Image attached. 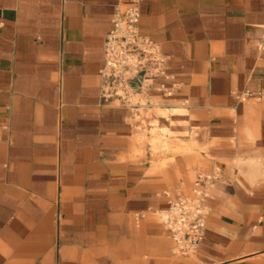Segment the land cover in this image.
Wrapping results in <instances>:
<instances>
[{
	"label": "crops",
	"instance_id": "crops-1",
	"mask_svg": "<svg viewBox=\"0 0 264 264\" xmlns=\"http://www.w3.org/2000/svg\"><path fill=\"white\" fill-rule=\"evenodd\" d=\"M121 1L0 0V264H264V0H141L163 74L106 101ZM216 168L183 261L165 191Z\"/></svg>",
	"mask_w": 264,
	"mask_h": 264
},
{
	"label": "built area",
	"instance_id": "built-area-1",
	"mask_svg": "<svg viewBox=\"0 0 264 264\" xmlns=\"http://www.w3.org/2000/svg\"><path fill=\"white\" fill-rule=\"evenodd\" d=\"M140 2L122 0L117 4L104 45L105 62L101 70L102 95L106 101L124 102L133 81L163 74L164 60L158 44L140 33ZM250 97L252 93L241 95L242 100ZM221 178V170L216 168L210 173H199L189 191L182 185L165 191L169 207L162 211L163 223L176 253L189 255L200 249L210 213L211 188Z\"/></svg>",
	"mask_w": 264,
	"mask_h": 264
},
{
	"label": "rangeland",
	"instance_id": "rangeland-1",
	"mask_svg": "<svg viewBox=\"0 0 264 264\" xmlns=\"http://www.w3.org/2000/svg\"><path fill=\"white\" fill-rule=\"evenodd\" d=\"M144 136H146V135H144ZM195 175L196 174L194 172L191 173L190 176H189V179H191V181H192L195 178ZM175 184H176L175 182L170 183L171 188H174ZM209 207H210V211H211V205H209ZM167 245H168V248L170 249L171 255H178L180 258L183 259V261L186 260V259L191 260V259L195 258V255L199 251L198 250L197 252L191 253L189 255H183V254H180V253H175L174 247H173V241L170 238V236L167 238ZM141 257L144 258L146 261H148L149 258L152 257V255H149V254L146 253V254L141 255ZM135 264H141V261L139 263H135Z\"/></svg>",
	"mask_w": 264,
	"mask_h": 264
},
{
	"label": "bare ground",
	"instance_id": "bare-ground-1",
	"mask_svg": "<svg viewBox=\"0 0 264 264\" xmlns=\"http://www.w3.org/2000/svg\"><path fill=\"white\" fill-rule=\"evenodd\" d=\"M264 25V24H263ZM247 34V33H246ZM242 36V35H241ZM242 39V38H241ZM224 41V40H223ZM245 43V42H244ZM260 44V43H259ZM225 45V44H224ZM264 47V46H263ZM227 48V47H226ZM237 48H238V46H236V50H237ZM240 48V47H239ZM262 48V47H261ZM167 50V49H166ZM241 50V49H240ZM162 51V50H161ZM238 52H240V51H238ZM244 52V51H243ZM244 54V53H243ZM260 57V56H259ZM248 59V58H247ZM217 61V60H216ZM173 63V62H172ZM261 72V71H260ZM259 74V73H258ZM253 75V74H252ZM255 75V74H254ZM259 75H261V74H259ZM251 76V75H250ZM257 76V75H256ZM255 76V77H256ZM245 80V79H244ZM252 81V80H251ZM257 81V80H256ZM245 82V81H244ZM210 84H211V82H210ZM251 85H253V84H251ZM256 89V88H255ZM252 90V89H251ZM250 92H252V91H250ZM156 105V104H155ZM153 106V105H152ZM160 106V105H159ZM241 107H242V105H240ZM156 107V106H155ZM239 107V106H238ZM237 108V107H236ZM156 110V109H155ZM154 111V110H153ZM164 111V110H163ZM117 114V113H116ZM171 121V120H170ZM182 122V121H181ZM155 123H157V120H155ZM171 123V122H170ZM189 124V123H188ZM163 128V127H162ZM148 131H150L152 134H153V136H157V134H158V131H159V129H158V127L157 126H155V127H153L152 129H150V130H148ZM162 131H165L164 129L162 130ZM146 132L147 131H144V133H143V136L144 135H146ZM193 132V131H192ZM193 134V133H192ZM192 134H191V136H192ZM170 140V139H169ZM208 150V149H207ZM237 156V155H236ZM208 157H210V156H208ZM213 158V157H212ZM223 159V158H222ZM247 159V158H246ZM221 160V159H220ZM254 161V160H253ZM225 168V167H224ZM241 168H243V166L241 167ZM223 171V170H222ZM262 172H263V170H262ZM242 175V174H241ZM236 178V177H235ZM176 181V180H175ZM252 184V183H251ZM178 185V184H177ZM171 189V188H170ZM161 195V194H160ZM169 207V206H168ZM162 210V209H161ZM165 210V209H164ZM159 212V211H158ZM162 216V219H163V214L161 215ZM165 227V226H164Z\"/></svg>",
	"mask_w": 264,
	"mask_h": 264
}]
</instances>
